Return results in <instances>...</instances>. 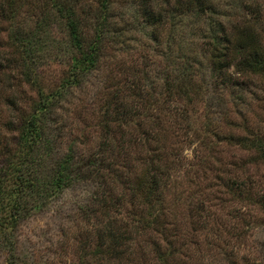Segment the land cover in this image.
I'll use <instances>...</instances> for the list:
<instances>
[{"label": "rangeland", "instance_id": "obj_1", "mask_svg": "<svg viewBox=\"0 0 264 264\" xmlns=\"http://www.w3.org/2000/svg\"><path fill=\"white\" fill-rule=\"evenodd\" d=\"M73 1L86 44L102 27L98 59L79 86L54 101L38 167L49 180L54 165L70 155L78 174L60 191L49 187L37 201L29 199L16 225L3 226L0 264H264V159L240 141L264 140V75H239L230 67L234 83L213 77L204 46L218 35V25L249 17L264 43V0H200L202 11L158 0L167 14L157 26L144 20L136 0H109L104 22L99 0ZM38 2L0 24V47L13 51L6 45L10 35L34 42L33 69L50 90L66 71L70 45L64 20L50 9L42 13ZM246 4L255 13H245ZM183 77L191 99L171 100L163 91L166 80ZM116 90L122 91L118 102L132 111L141 98L168 101L148 116L126 117L118 145L101 151L100 119ZM15 93L24 103L35 97L27 84ZM4 110L2 121L8 119ZM138 121L160 130L163 142L143 148ZM2 134L14 146L15 134ZM150 150L168 164L170 176L160 202L142 205L132 189L142 153ZM109 222L127 231L112 257L98 246Z\"/></svg>", "mask_w": 264, "mask_h": 264}, {"label": "trees", "instance_id": "obj_2", "mask_svg": "<svg viewBox=\"0 0 264 264\" xmlns=\"http://www.w3.org/2000/svg\"><path fill=\"white\" fill-rule=\"evenodd\" d=\"M37 1L0 0V24L5 21L10 23L23 5ZM136 1L138 9L141 10L143 18L148 24L157 26L163 23L167 11L165 7L158 4V0ZM99 3V16L104 22L109 0H99ZM167 3H171L173 7L185 6L184 9L194 11H202L204 4L200 0H167ZM38 4L42 13L53 11L55 17L64 20L70 45L69 64L58 87L45 90L39 82L38 74L33 69L37 56L34 42L16 39L10 35L7 37L6 45L13 51L7 54L0 47V96L5 95L3 102H0V231L7 223L11 226L16 225L22 211L29 205V199L37 201L42 191L48 190L49 187L51 190L57 188L60 191L68 186L78 174L79 165H76V161L70 155H66L54 165L51 175L48 177L49 180L45 181L38 167L40 149L44 147L48 136L46 119L55 105L54 101L71 87L79 86L86 73L95 68L98 59V43L101 39L102 27L96 30L93 40L86 44L79 32L78 20L75 17L76 2L73 0H41V4L39 2ZM49 9L50 11H48ZM244 9L245 13H255V10L247 4ZM251 20L252 18L249 17L229 26L220 24L218 25V35H214L205 43L213 77L228 78L229 82L234 83L235 79L232 78V73H229L230 67H233V73L239 75L247 73L264 75V43ZM2 33L0 26V36ZM19 65L20 69L17 70ZM185 77L166 80L163 91L171 100L183 97L191 99L190 93L193 90L184 79ZM26 84L35 91V97L30 98L28 103L20 100L18 94L15 93ZM121 93L122 91L116 90L111 95L101 116L100 123L103 131L101 151L118 145L119 138L116 135L120 133L126 117L134 118L141 113L148 116L151 109L161 110L165 101H168L164 100L165 97L161 101L154 98L153 102H149V100L147 102L146 98H141L132 104L135 108V111H132L131 108H124L118 102L122 96ZM4 108L8 115L6 121H2ZM143 125V122H137L138 128L141 129L140 136L137 137H139V144L143 148L152 142H163L160 130L143 128ZM2 130L15 134L14 146L8 141L6 134H2ZM240 141L249 149L253 148L264 159V140L256 141L254 138L244 137ZM1 155L4 157L1 158ZM142 155L143 166L136 176L132 193L142 198V205H150L153 201L160 202L162 187L169 179L170 170L158 152L144 151ZM99 161L98 170L101 168L100 165H103L101 158ZM106 166H109L110 169L114 168V160L106 161ZM47 182V187H44V183ZM101 203L105 207V211L111 208V205H107L105 198ZM139 221L144 225L150 224L147 220ZM126 232V227L109 222L103 232L98 235V246L105 247L104 250H101L107 255L109 254V257L115 256L120 244L127 240Z\"/></svg>", "mask_w": 264, "mask_h": 264}]
</instances>
